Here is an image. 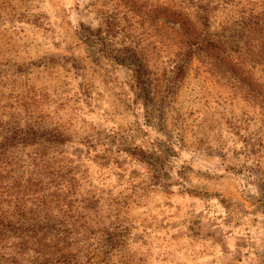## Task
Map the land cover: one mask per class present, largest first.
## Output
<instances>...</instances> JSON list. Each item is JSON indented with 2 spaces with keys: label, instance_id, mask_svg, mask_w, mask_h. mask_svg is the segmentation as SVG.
<instances>
[{
  "label": "rangeland",
  "instance_id": "rangeland-1",
  "mask_svg": "<svg viewBox=\"0 0 264 264\" xmlns=\"http://www.w3.org/2000/svg\"><path fill=\"white\" fill-rule=\"evenodd\" d=\"M175 9L264 88V0H0V125L36 138L17 184L85 264H264V92L190 54Z\"/></svg>",
  "mask_w": 264,
  "mask_h": 264
},
{
  "label": "trees",
  "instance_id": "trees-1",
  "mask_svg": "<svg viewBox=\"0 0 264 264\" xmlns=\"http://www.w3.org/2000/svg\"><path fill=\"white\" fill-rule=\"evenodd\" d=\"M210 5V2L206 5L196 3L204 27L209 26L212 17ZM172 15L173 21L181 25L186 35L184 45L190 54L205 51L217 59L228 72L259 92H264V88L257 85L258 80L253 71L239 64L228 54L222 38L200 30L196 22L188 19L180 10L175 9ZM114 31L115 29L110 28L94 31L83 26L77 29V34L86 42H101L107 49L118 53L121 50L117 47L122 46L120 43L123 41ZM0 128L3 138L0 141V264H85L77 253L57 246L62 238L61 233L70 231L62 230L54 223L42 226L38 221L43 217L44 209L40 206L36 210L31 209L29 204L34 205L41 199L37 196L41 182L31 183L29 186L17 184L18 180H22L30 171V165L17 158L13 149L35 144L36 138L31 136L34 133L10 123L6 126L0 125Z\"/></svg>",
  "mask_w": 264,
  "mask_h": 264
}]
</instances>
